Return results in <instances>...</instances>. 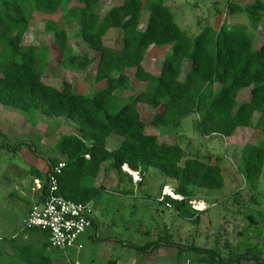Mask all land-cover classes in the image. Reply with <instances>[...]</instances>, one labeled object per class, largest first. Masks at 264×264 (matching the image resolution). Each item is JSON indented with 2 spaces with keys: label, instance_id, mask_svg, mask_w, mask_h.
Here are the masks:
<instances>
[{
  "label": "trees",
  "instance_id": "obj_1",
  "mask_svg": "<svg viewBox=\"0 0 264 264\" xmlns=\"http://www.w3.org/2000/svg\"><path fill=\"white\" fill-rule=\"evenodd\" d=\"M99 6L100 0H0V105L18 109L26 117L30 112L64 117L76 125L79 133L64 134L55 144V150L65 155L64 160L48 158L45 174L31 169L42 182L39 200L47 194L48 175L59 163L63 162V167L55 175L57 194L75 202H97L105 192L103 185L95 183L105 163L117 171L119 183L125 179L131 181V175L123 170L126 164L140 174L150 170L159 172L163 176L161 186L172 184L173 193L182 197L179 200L167 195L165 200L178 215L195 221L201 211L190 203L195 198L194 188H223L221 167L218 163L200 160L178 143L169 144L158 135L146 133L137 105L147 104L156 110L151 124L163 133L183 136V120L192 114L197 115L193 129L203 137H230L239 127L258 128L264 133V43L253 47L254 32L264 18V2L254 0L241 5L228 0L226 3L230 15L247 17L251 32L246 25L229 26L224 21L218 29L204 26L193 37L176 23L165 0L150 1L144 30L139 29L144 10L142 0H122L104 15L99 13ZM33 12L42 18L44 30L52 33L60 66L86 70L90 58L88 53L73 52L67 30L54 18L59 13L62 20L78 24V35L89 50L100 53L91 93H75L67 81L60 88L44 83L49 47L22 44ZM110 28L121 30V47L104 45L103 37ZM166 45L169 50L160 73L147 72L142 62L148 49ZM186 59L190 65L184 80H180ZM127 68L135 69V80L145 83V88L134 98L124 99L115 92L130 88ZM247 88L250 99L239 103L238 93ZM255 113L259 114L256 122ZM111 136L121 139L113 150L107 149ZM28 145L38 154L34 144ZM19 146L16 143L15 149ZM263 169L264 141L244 145L238 172L245 184L255 188ZM95 221L93 218L92 225L96 227ZM44 233L41 252L34 253L17 245L15 256L26 264H37V261L53 264L49 251L55 249L49 246ZM161 244L176 247L178 253L183 249L195 251L206 264H238L242 260L264 264V259L248 250L223 257L217 247L182 245L167 239L144 246L126 243L142 255L155 251Z\"/></svg>",
  "mask_w": 264,
  "mask_h": 264
},
{
  "label": "rangeland",
  "instance_id": "obj_2",
  "mask_svg": "<svg viewBox=\"0 0 264 264\" xmlns=\"http://www.w3.org/2000/svg\"><path fill=\"white\" fill-rule=\"evenodd\" d=\"M150 1L142 0L144 17L149 14ZM227 1L165 0V4L172 11L176 23L191 37L206 25L218 29L224 21L229 26L246 25L247 30L251 32L249 21L244 14L235 16L226 11ZM235 1L244 5L254 0ZM120 2L122 0H101L98 11L104 15L109 8ZM54 18L67 30L68 43L73 52L78 55L88 53L86 43L78 35V24L62 20L60 13ZM262 20L254 32V48L264 43V18ZM103 43L119 48L122 45L121 35L116 32L109 33L103 39ZM22 44L49 47V65L43 76L46 83L60 88L62 83L67 81L73 85L75 93L91 91L95 87L94 63L99 53L97 51L89 53L93 56L94 62L86 71L60 66L57 63L58 52L53 44L52 33L44 30L42 18L35 12L32 13ZM168 50L169 45L161 48L151 46L147 51L146 67L158 73ZM189 65L190 61L186 59L181 78L184 77ZM127 74L131 78L134 77V69H129ZM142 89V83L132 80L130 88L118 91L117 94L124 99L134 98ZM241 93L237 98L239 103L246 97L249 98V89L242 90ZM137 108L146 124L147 133L159 132L158 137L161 141L169 144L178 143L186 152L198 155L200 160L218 163L224 177V187L213 190L194 188L195 198L191 203L195 206L194 209L201 213L193 221L178 215L171 206L166 205L165 199L160 200L163 193L168 191L173 193V185L162 187L163 176L159 172L150 170L147 172L148 175L146 173L145 177L141 176V181L136 184L133 183V176L131 181L125 179L119 183L116 170L108 166L104 169L103 166L101 174L95 181L96 185H103L106 189L95 202L96 227L92 225L87 227L78 237L77 243L65 251L59 249L49 251L52 259L57 260L55 264H206L201 262L199 254L192 250L183 249L178 253L176 247L169 246L165 250L142 255L134 247L126 245L133 243L144 246L158 240L165 242L166 239L182 245L217 247L220 248L223 257L245 253L248 250L264 259V169L255 188L245 184L238 172L242 148L246 144H260L264 141L263 131L258 128H239L230 137H203L193 129L192 120L196 116H192L185 120L183 136L178 133H163L161 130L157 131L151 124L156 110L144 104ZM26 115L30 117L29 120L18 109L0 105L2 133L0 145L5 144L0 148V222L8 223L10 227L21 224L26 200L30 202L29 199L33 198L31 184H34L32 180L34 175L31 169L37 168L45 174L47 158L54 157L55 144L60 136L73 134L75 131V124H70L64 118L55 120L32 112ZM258 118L259 114L255 113L254 122ZM119 142L118 138H110L108 147L113 148V144ZM16 143H20L18 149H15ZM29 143L34 144L38 154L29 148ZM128 189L129 192H126ZM10 192L14 194L11 196L8 194ZM18 196L24 198L19 199ZM200 203H203V207ZM3 236L8 238L10 232L5 231ZM7 245L9 242L6 239L0 240V247L5 248ZM78 245L82 247L79 248ZM3 260L2 264L10 258L3 257ZM238 264L260 263L242 260Z\"/></svg>",
  "mask_w": 264,
  "mask_h": 264
},
{
  "label": "built area",
  "instance_id": "obj_3",
  "mask_svg": "<svg viewBox=\"0 0 264 264\" xmlns=\"http://www.w3.org/2000/svg\"><path fill=\"white\" fill-rule=\"evenodd\" d=\"M62 167L63 162L55 166L48 175L47 194L30 207L23 219V227L46 232L49 246L65 251L74 246L80 234L92 225V219L95 218V205L93 201L75 202L57 194L58 186L55 175L60 173ZM130 175L133 176L134 184L141 181L139 172H130ZM34 185L35 189H42L40 179H35ZM167 195L174 199H182L174 193H163L160 200H164ZM166 205L170 206L169 202L166 201ZM191 205L195 207L192 203ZM78 247L82 246L78 245Z\"/></svg>",
  "mask_w": 264,
  "mask_h": 264
},
{
  "label": "crops",
  "instance_id": "obj_4",
  "mask_svg": "<svg viewBox=\"0 0 264 264\" xmlns=\"http://www.w3.org/2000/svg\"><path fill=\"white\" fill-rule=\"evenodd\" d=\"M100 2H101V0H100ZM250 3H252V2H250ZM100 6H101V3H100ZM100 6H99V8H100ZM98 8V9H99ZM235 16H239V15H235ZM147 19H148V14H147V17H144L142 14H141V19H140V23H139V29L140 30H144L145 29V27H146V24H147ZM263 21V20H262ZM261 21V22H262ZM118 33V35L120 36L121 35V30H118V29H113V28H110L107 32H106V34H105V36L107 35V34H109V33ZM105 36L103 37V39L105 38ZM109 47H114V46H109ZM114 48H118V47H114ZM95 52V50H89V51H87L88 52V55H89V58H90V65L91 64H93V62L94 61H92V59H93V56H91L89 53H91V52ZM99 53V52H98ZM78 54V53H77ZM147 55H148V52H147V54H146V56L144 57V60H143V62H142V66H143V68L147 71V72H149V73H152V74H154V75H158L159 73H160V70H159V72L158 73H154V72H152L150 69H148L147 67H146V58H147ZM99 57H100V53H99V55H98V58H97V60L95 61V63H94V66H95V69H94V75H95V71H96V67H97V64H98V61H99ZM184 64V63H183ZM90 65H89V67H90ZM88 67V68H89ZM87 68V69H88ZM86 69V70H87ZM131 70V69H134V68H127L126 69V73H127V71L128 70ZM86 70H82V72L83 71H86ZM188 70V69H187ZM80 71V70H79ZM134 71H135V69H134ZM187 72V71H186ZM182 74H183V66H182V70H181V74H180V80H184V78H185V75H186V73L184 74V77L183 78H181L182 77ZM128 75V74H127ZM130 77V76H129ZM44 79V78H43ZM130 79H131V81L132 80H135V78L134 77H130ZM44 81V80H43ZM135 82H138V81H136L135 80ZM44 83H46L45 81H44ZM139 84L140 83H142L143 84V89L142 90H144V88H145V83H143V82H138ZM46 84H48V83H46ZM48 85H50V84H48ZM52 86V85H51ZM56 88H58V87H56ZM94 90V87L91 89V91H86V92H83V93H91L92 91ZM141 90V91H142ZM243 90H245V89H243ZM118 91H124V90H118ZM118 91H116L115 92V94L117 95V96H119V97H121L120 95H118L117 94V92ZM242 92V90L238 93V96H237V98L239 97V95L240 94H242L241 93ZM243 94H245V92L243 93ZM122 98V97H121ZM250 99V89H249V98L248 97H246V99L245 100H243V102H245V101H248ZM140 104H142V103H139L137 106H139ZM144 105H147V104H144ZM149 106V105H148ZM138 109V108H137ZM192 116H196V117H194V119L192 120V121H194L195 119H197V115H195V114H192V115H190V116H188V117H186L184 120H183V124H182V128H184V126H185V120L186 119H189L190 117H192ZM52 119H55V120H57L58 118L60 119V118H64V117H51ZM65 120H67L66 118H64ZM70 124L71 123H73V122H71V121H69V120H67ZM74 124V123H73ZM239 128H247V127H239ZM239 128H237V130L239 129ZM185 129V128H184ZM236 130V131H237ZM157 131H158V129H157ZM77 132V133H76ZM145 132H146V129H145ZM147 133V132H146ZM73 134H79L78 133V131H77V127H76V125H75V131H73ZM148 134H153V133H148ZM158 134H159V132H158ZM158 134H155V135H158ZM110 138H118V137H114V136H111V137H109L108 139H110ZM118 139H120V138H118ZM120 142H121V139H120ZM120 142L118 143V144H116L115 145V143H117V142H115L113 145H114V147L113 148H109L108 147V140H107V149H109V150H113V149H116L118 146H119V144H120ZM173 144H175V143H173ZM54 157H57V158H59L60 160H64L66 157H65V155H63L61 152H59V151H57L56 150V152H55V155H54ZM50 158H52V157H50ZM48 159V158H47ZM107 166H108V163H105L104 164V168L106 169L107 168ZM110 169H114V168H112V167H109ZM36 170H38V171H40L39 169H37L36 168ZM47 170H48V161H47V169H46V172H47ZM115 170V169H114ZM123 170L124 171H126L128 174H130V172H138V171H133V170H131L126 164L125 165H123ZM105 171V170H104ZM41 172V171H40ZM117 172V171H116ZM145 175H146V173H144V174H141V176H144L145 177ZM147 175H148V173H147ZM147 177V176H146ZM33 178V177H32ZM35 179H39V178H37L36 176H34V178L32 179L33 180V182H34V180ZM31 192H33V193H31V194H33V198H32V200L31 199H29L30 200V202L29 201H27L26 200V204H25V209H24V213H23V215H22V218H21V221H20V225L19 226H13V227H10V225H8V223H2V222H0V240H7L8 242H9V245H7V247H5V248H2V247H0V264H2L3 262H4V260H3V257H6V258H10V260H8L7 262H5L4 264H26L24 261H22V260H20V259H18L16 256H15V254H14V251L17 249V245H20V246H25L27 249H29L30 251H33L34 253H39V252H41L42 251V249H43V242H44V240H45V233L44 232H42V231H40V230H37V229H26V228H24L23 227V219L26 217V215H27V213H28V211H29V209H30V207L33 205V204H35V203H37L38 201H39V194L41 193L40 192V190H37V189H35L34 188V184L32 183L31 184ZM8 194H10L11 196L14 194V192H10V193H8ZM32 197V196H31ZM18 198L19 199H23L24 197L23 196H18ZM94 202V201H93ZM94 205H95V202H94ZM96 222V221H95ZM92 226H94V225H92ZM9 229V230H8ZM10 232V236L7 238V237H5V236H3V234H4V232ZM19 240V241H18ZM167 247H169V246H166V245H163V244H161L160 246H159V248L158 249H156V250H159V251H162V250H165ZM155 250V251H156ZM155 251H153V252H155ZM153 252H151V253H148V254H152ZM160 254V253H159ZM5 255V256H4ZM166 255V253L164 254V256ZM38 259H40L39 257H38ZM19 260H20V263H18L19 262ZM52 261V263L53 264H55V261H57L56 259H52L51 260ZM108 261V260H107ZM37 264H38V261L36 262Z\"/></svg>",
  "mask_w": 264,
  "mask_h": 264
},
{
  "label": "bare ground",
  "instance_id": "obj_5",
  "mask_svg": "<svg viewBox=\"0 0 264 264\" xmlns=\"http://www.w3.org/2000/svg\"><path fill=\"white\" fill-rule=\"evenodd\" d=\"M169 188H170V187H169ZM169 188H168V189H169ZM167 191H168V190H167ZM174 192H175V191H174ZM168 193L171 194L170 191H168ZM178 195H179V193H178ZM179 196H180V195H179ZM200 205L203 207V203H200ZM201 206H199V207H201ZM199 207H198V208H199ZM201 209H202V208H201ZM199 210H200V209H199Z\"/></svg>",
  "mask_w": 264,
  "mask_h": 264
}]
</instances>
